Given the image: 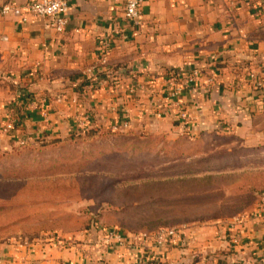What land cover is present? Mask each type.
I'll use <instances>...</instances> for the list:
<instances>
[{
  "label": "crops",
  "instance_id": "obj_1",
  "mask_svg": "<svg viewBox=\"0 0 264 264\" xmlns=\"http://www.w3.org/2000/svg\"><path fill=\"white\" fill-rule=\"evenodd\" d=\"M32 1L0 0V8H12L0 14V118L13 110L23 121L25 113L18 137L40 127L38 143L64 140L74 132L73 117L83 114L86 131L97 134L118 131L126 120L131 134L174 138L215 132L250 143L264 138V0H144L136 28L124 17L126 0H68L62 32L28 12ZM169 69L200 72L195 82L183 81L180 93L188 123L172 109L146 120L145 112L159 104ZM252 71L261 85L250 78ZM12 142L17 143L11 137L0 140V150ZM228 222L181 226L185 237L167 243L156 256L148 254L152 247L109 249L103 264H264L261 225L253 218L245 221L234 244ZM45 241L0 239V264H94L97 259V241L66 239L74 246L65 248Z\"/></svg>",
  "mask_w": 264,
  "mask_h": 264
},
{
  "label": "rangeland",
  "instance_id": "obj_2",
  "mask_svg": "<svg viewBox=\"0 0 264 264\" xmlns=\"http://www.w3.org/2000/svg\"><path fill=\"white\" fill-rule=\"evenodd\" d=\"M158 105L145 112L146 120L162 116ZM9 111L15 125H22L6 132L8 116L0 118V137L17 141L7 148L11 153L0 155V239L18 235L33 236L29 241L34 243L48 237L86 245L97 241V258L113 249L100 244L103 229L137 235L174 227L182 239L183 227L228 218L230 223L241 215L249 220L264 206V138L250 143L215 132L168 138L131 134L129 124L121 123L118 131L93 139L43 146L35 141L42 136L40 127L35 134L18 137L27 117L21 112L22 121ZM87 118L75 115L73 131L86 130ZM41 121L48 124L47 115ZM46 139L42 143L52 141ZM89 217L97 227L86 228ZM148 241L130 248L152 247L148 254L156 256L165 247Z\"/></svg>",
  "mask_w": 264,
  "mask_h": 264
},
{
  "label": "built area",
  "instance_id": "obj_3",
  "mask_svg": "<svg viewBox=\"0 0 264 264\" xmlns=\"http://www.w3.org/2000/svg\"><path fill=\"white\" fill-rule=\"evenodd\" d=\"M143 1L144 0H126L125 2L124 17L126 21L134 28L140 26V8ZM11 9L12 8L9 4H4L0 8V14H6ZM27 10L34 17L43 19L45 21V25L56 32H62L68 23V0H35L27 4ZM249 76L250 78L256 80L258 85L262 84V79L258 77L257 72L252 71ZM199 77L200 72L198 70H191L184 75L177 72L176 70H167L163 77L161 87L159 88L161 90V103L158 105V108L162 111L166 109H172L173 112L178 115V119L182 121V123H188L190 120V115L180 101V93L183 88V81L191 84L198 80ZM10 114L11 113L7 114V123L3 126L6 132H11L15 125L14 116H11ZM157 114L159 115L160 113ZM78 124L79 127L82 128L83 120L79 121ZM122 124L126 125L127 121H123ZM251 218L258 222L264 231V206L259 207L257 211L252 214ZM245 221H247V217L241 215L234 217L230 223L227 224V230L230 231V240L234 244H237L240 240L241 227ZM103 233L104 234L100 241V244L103 248H122L128 245L143 246L148 240L151 241L154 246H161L166 245L169 242L174 243L181 237V232L174 227L160 228L152 233H140L137 235L125 234L118 229L110 227L103 229ZM46 239L55 245H67L68 247L74 246L72 243L66 241V239L62 240L56 237H48ZM24 243H28V241L25 240ZM103 248L101 249L102 251ZM103 262V256L99 255L94 264H103Z\"/></svg>",
  "mask_w": 264,
  "mask_h": 264
},
{
  "label": "trees",
  "instance_id": "obj_4",
  "mask_svg": "<svg viewBox=\"0 0 264 264\" xmlns=\"http://www.w3.org/2000/svg\"><path fill=\"white\" fill-rule=\"evenodd\" d=\"M169 70H174V69H169ZM18 116H20V114L18 115ZM16 124H19V123H16ZM98 134L96 133V132H94V131H85V132H82V133H78V132H72V133H70L69 134V136L66 138V139H64V140H59V139H57V140H52V141H47V142H49V143H40V144H42L43 146L44 145H48V146H56L58 143H60V142H62V141H66V140H68V141H74V142H82V141H85V140H89V139H93L94 137H96ZM26 143H18L17 145L18 146H24ZM25 146H28V145H25ZM30 146V145H29ZM30 147H34V145H31ZM11 151L12 150H0V155H3V154H7L8 152H10L11 153ZM94 217H95V219H96V223H97V221H98V216H95L94 215ZM93 217V218H94ZM90 217L86 220V223H87V225H86V228H91V227H97V225H96V223L94 222V221H92V222H89L90 221ZM89 223V224H88ZM96 225V226H95ZM19 230V229H18ZM9 232H13V231H9ZM15 238H16V240L17 241H19V242H24L25 240L26 241H28V242H30L29 241V239H33V236L31 237H29V238H21V237H19L18 235L17 236H15Z\"/></svg>",
  "mask_w": 264,
  "mask_h": 264
}]
</instances>
